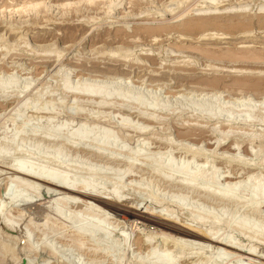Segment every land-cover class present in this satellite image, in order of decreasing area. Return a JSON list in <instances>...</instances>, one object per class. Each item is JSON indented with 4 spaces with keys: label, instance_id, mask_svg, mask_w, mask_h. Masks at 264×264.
Listing matches in <instances>:
<instances>
[{
    "label": "rangeland",
    "instance_id": "rangeland-1",
    "mask_svg": "<svg viewBox=\"0 0 264 264\" xmlns=\"http://www.w3.org/2000/svg\"><path fill=\"white\" fill-rule=\"evenodd\" d=\"M37 2L57 0H0V264H173L195 253L198 264L248 263L175 251L155 227L61 204L14 182L25 163L117 187L133 206L191 226L215 220L219 235L264 256V233L237 229L247 221L264 231V202L255 205L264 187V0H119L65 14L30 8ZM193 18L215 23L178 28ZM187 166L194 179L181 173ZM226 175L239 177L236 190ZM227 191L239 205L220 201ZM88 228L96 232L78 244ZM150 234L154 248L141 251L136 239Z\"/></svg>",
    "mask_w": 264,
    "mask_h": 264
},
{
    "label": "bare ground",
    "instance_id": "bare-ground-1",
    "mask_svg": "<svg viewBox=\"0 0 264 264\" xmlns=\"http://www.w3.org/2000/svg\"><path fill=\"white\" fill-rule=\"evenodd\" d=\"M118 1L119 0H83V1H75V2H69L68 0H57V2L55 3V4H52V3H50V2H40V3H33V4H30V8H37L38 10H40V8H43L44 10H46L47 12H59V13H64V12H68V11H70V12H73V11H80V7L81 6H83L84 7V5H86V4H88V6L89 5H94V6H99V5H102V4H104V5H106V4H111V7H112V5H114V3L116 4V2L118 3ZM127 1V0H126ZM145 1V0H144ZM131 2V1H130ZM138 2H139V0H138ZM122 4V3H121ZM135 4V3H134ZM139 4V3H138ZM118 5V4H117ZM136 5V4H135ZM93 6V7H94ZM120 6V5H119ZM218 6V5H217ZM29 8V9H30ZM82 8V7H81ZM109 8V7H108ZM113 8V7H112ZM112 8H110V9H112ZM115 8V7H114ZM119 8V7H118ZM135 8V7H134ZM19 9V8H18ZM28 9V10H29ZM120 9V8H119ZM27 10V12H29ZM36 10V9H35ZM22 11H24V10H22ZM31 11V10H30ZM33 11V10H32ZM112 11V10H111ZM19 12V11H18ZM110 12V11H109ZM46 13V12H45ZM65 14V13H64ZM78 14V13H77ZM63 15V14H62ZM65 16V15H64ZM184 16V15H183ZM132 17V16H131ZM185 17V16H184ZM262 17V16H261ZM264 17V16H263ZM117 18V17H116ZM121 21L122 20H124V19H126V17H124V15L123 16H121V17H118ZM129 18V17H128ZM181 18V17H180ZM244 18V17H243ZM247 18V17H246ZM242 19V18H241ZM119 20V21H120ZM178 20H180V19H178ZM115 21V20H114ZM245 22V21H244ZM215 22H211V21H209L208 19H203V18H193V19H188V20H186V21H184V22H181L180 24H178L179 26H178V28H181V29H186V30H193V29H196V28H201V29H203V28H207V27H209V26H212L213 24H214ZM144 25V24H143ZM229 26V25H228ZM232 25H230L229 27H231ZM144 28V27H143ZM165 28V27H164ZM144 30H148V32H150V33H154V32H158V31H160V30H163V28H148V29H144ZM153 35V34H152ZM134 38V37H133ZM117 40V39H116ZM121 41V40H120ZM119 41V42H120ZM114 44H115V42H113ZM121 43H123V41L121 42ZM42 47V46H41ZM44 47V46H43ZM69 47V46H68ZM116 48V47H115ZM119 48H120V46H119ZM119 48H117V49H119ZM101 49V48H100ZM116 49V50H117ZM123 49V48H122ZM116 52V51H115ZM245 52V51H244ZM225 54V53H224ZM226 55H227V53H226ZM233 56V55H232ZM252 56V55H251ZM237 57V56H236ZM255 57V56H254ZM223 58V57H222ZM236 59V58H235ZM112 80V79H111ZM100 83V82H99ZM247 86V85H246ZM248 87V86H247ZM87 91V90H86ZM89 91H91V90H89ZM93 91V90H92ZM96 92V91H95ZM99 93H100V91H98ZM98 92H96V93H98ZM104 92V91H103ZM89 93V92H88ZM263 105V104H262ZM125 125V124H124ZM87 134V133H86ZM82 137V136H81ZM85 138V137H84ZM98 141V140H97ZM142 143V142H141ZM233 150V149H232ZM146 151V150H145ZM148 155V154H147ZM197 157V156H196ZM108 158V157H107ZM3 159V158H2ZM193 159V158H192ZM236 160V159H235ZM234 160V161H235ZM229 161V160H228ZM148 162V161H147ZM205 162V161H204ZM134 163V162H133ZM233 163V162H232ZM231 163V164H232ZM243 163V162H242ZM131 164V163H130ZM129 164V165H130ZM170 164V163H169ZM18 165V164H17ZM120 165V164H119ZM166 165V164H165ZM19 166V165H18ZM16 167V168H19V169H17V170H15V173H14V175H15V179H14V182H15V180H16V182H19V183H21V184H23L24 185V187L26 186L27 188L29 187V189L31 190V189H34V190H36L37 192L39 191H41L42 189H45L46 191H48L49 193L51 192V193H53V194H57V195H55L57 198H58V196H59V198L57 199L54 195H52V196H54L55 197V200L57 199V200H59V201H57V202H60L61 204H63L64 203V205H65V203H71L72 202V205L75 203H77L78 205H80V203H82L83 204V206H81L80 205V207H83V209L86 207L87 209H90V211H91V209H94V211H95V213H98V212H96V211H99V213L101 212V214H102V212H103V214H104V212H106V211H104L105 209H107V210H109V211H112V212H114V215H118V216H121V218L120 219H124V220H126V221H131L130 223H134V226H135V223H138V222H142L143 224H145V225H150V226H152V227H155L156 229H158V233H157V235H159L160 237H158L157 236V238H159V239H161L162 240V243L164 244V245H166V248H167V245H171L170 247L172 248L173 246H175V251H177V249L179 250V249H181V251L185 248V247H190V248H192L193 250L195 249V250H197V249H200L201 251H203L204 253H205V255H206V253L208 254V253H210V251L212 252H214V251H218L217 253L219 254V252H220V254H221V252H222V254L225 256V258H228V256H230L231 258H234V260L235 259H237L238 261H246V262H248L247 264H264V256L262 255V253L261 252H258V250H254V247L252 248V246H251V248L250 249H248V247H247V249H245L241 244H237V243H235L234 242V240H232V237H226L225 236V234L224 235H219V231H221V230H219L218 231V227H216V226H218V224H217V221H215L214 219V222L212 223V225H210V228L209 229H206L205 227H204V224H203V222H206L205 221V219L203 220V219H201L202 220V222L200 223V224H203V226L202 227H198L197 225H194V226H191V224L189 225V224H187V223H183L181 220H179L178 218H175V217H172V215H173V213L170 215L169 214V212L168 213H164V211H163V213L161 212H159V213H154V212H152V211H150V210H144V208L143 209H140L139 207H135V206H133L134 204H132L131 202H128V201H126V200H124V198H122L121 196H120V190L118 191V189L119 188H113L114 190L113 191H108V192H104V191H102V190H106V189H99L98 187H95L91 182H90V180L89 181H85L84 183H82V184H80V185H78L76 182H75V180H73L72 178H70L69 176H64V177H58L57 176V173H56V171L55 170H53V171H50V172H47V173H44V172H42V171H39L40 169H36V168H34V169H30V167H31V165H27L26 163L24 164V165H22L21 164V166H19V167ZM162 166H164V165H162ZM12 167H14V166H12ZM34 167V166H33ZM230 167V166H229ZM131 168V167H130ZM132 168H133V166H132ZM135 168V167H134ZM42 169V168H41ZM137 169V168H136ZM135 169V170H136ZM178 169H180V168H178ZM183 169V168H182ZM244 169V168H243ZM177 170V169H176ZM240 170V169H239ZM249 170V169H248ZM126 171H127V169H126ZM130 171V170H129ZM144 171V170H143ZM237 171V170H236ZM245 171V170H244ZM128 172V171H127ZM183 172L185 173V175L184 176H186V172H188V166L186 167V168H184L183 170H182V174H183ZM190 172V171H189ZM251 172V171H250ZM199 174H197V172L195 173L196 174V176H200V177H202V178H207L209 175L207 174V172L205 173V172H198ZM219 173V172H218ZM239 173V172H238ZM127 175L129 174V173H126ZM178 174V173H177ZM190 174V173H189ZM189 174H187V177L189 176ZM206 174L208 175V176H206ZM126 175V176H127ZM137 175V174H136ZM159 175V174H158ZM163 175V174H162ZM212 175V174H211ZM224 175V174H223ZM93 176V175H92ZM123 176V175H122ZM172 176V175H171ZM193 177H194V174L192 175ZM192 176L190 175L188 178H192ZM195 176V177H196ZM241 176V175H240ZM121 177V176H120ZM123 177H125V175L123 176ZM135 177V176H134ZM209 177H211V176H209ZM209 177L207 178V179H209ZM213 178H212V180L214 181V182H216L217 181V175H214V176H212ZM238 177V176H237ZM12 178H14V177H12ZM172 178V177H171ZM180 178V177H179ZM178 178V179H179ZM187 178V179H188ZM223 178H224V180H225V182H227L226 184H227V186L229 185V189H232V188H234L235 189V187L238 185V184H241V181L240 182H233V180H237V179H239V177L238 178H236V177H234V179H232L230 176H223ZM236 178V179H235ZM241 178V177H240ZM122 179V178H121ZM192 179H194V178H192ZM191 179V180H192ZM199 179V178H198ZM201 179V178H200ZM200 179H199V181H200ZM184 180L187 182L188 180H186L185 178H184ZM12 182H13V180H11ZM173 181V180H172ZM198 181V180H197ZM196 180H195V182H197ZM203 181V180H202ZM202 181H200V183L202 182ZM238 181V180H237ZM13 182V183H14ZM15 182V183H16ZM179 181H177V183H178ZM191 182L192 181H188V183H187V186H189V185H192V184H194L193 182H192V184H191ZM123 183V182H122ZM177 183H175V184H177ZM180 183H184L183 181L182 182H180ZM224 183V182H223ZM182 184H179L180 186L182 185ZM185 185H186V183H184ZM249 184H250V182H249ZM16 185H19L18 183L16 184ZM23 185H22V187H23ZM197 185H198V183H197ZM200 185V184H199ZM253 185V184H252ZM256 185H258V184H256ZM186 186V187H187ZM196 186V185H195ZM194 186V187H195ZM202 186V185H201ZM21 187V186H20ZM120 187V186H119ZM177 186H175V188H176ZM183 187V186H182ZM191 187H193V185L191 186ZM193 187V188H194ZM199 188H200V186H198ZM197 187V188H198ZM242 187V186H241ZM101 188V187H100ZM185 188V187H184ZM192 188V189H193ZM198 188V189H199ZM238 188H239V186H238ZM258 188V187H257ZM187 189V188H186ZM186 189H184V190H186ZM189 189V188H188ZM195 189V188H194ZM227 189V188H226ZM255 189H256V187H255ZM258 189H260V187L258 188ZM228 190V189H227ZM236 190V189H235ZM235 190H232L233 192L235 191ZM249 190V189H248ZM257 190V189H256ZM43 191V190H42ZM198 191V190H197ZM34 192V191H33ZM47 192V193H48ZM233 192H231V191H227L226 193L224 192L223 194H222V196H223V199L221 198L222 196H220L221 195V193L220 194H218L219 195V198H220V201H223V202H226V200L228 199V202H231V203H233L232 201H235V204L236 205H239V202H240V200L239 201H236L237 199H233L235 196H233L234 194H233ZM257 192H259L258 194V201H256L255 202V205H260V204H262L263 202H264V187L262 186L261 187V189L259 190V191H257ZM41 193V192H40ZM49 193H48V195H49ZM35 194V193H34ZM38 194V193H37ZM214 194H216V193H214ZM233 194V195H232ZM237 194V193H236ZM122 195V194H121ZM218 195H217V197H218ZM6 196H7V194H6ZM214 195H212V197H213ZM251 196V195H250ZM53 198V197H52ZM215 198V197H214ZM236 198V197H235ZM255 198V197H254ZM253 198V199H254ZM214 200V199H213ZM12 201H14L13 199H12ZM242 202V201H241ZM244 203V202H243ZM245 204V203H244ZM249 204V203H248ZM67 205V204H66ZM243 205V204H242ZM246 205V204H245ZM245 205H243V206H245ZM258 205V206H259ZM5 206V205H4ZM68 206V205H67ZM74 206V205H73ZM73 206L71 207V208H73ZM85 206V207H84ZM257 206V207H258ZM237 207V206H236ZM246 207V206H245ZM249 207V206H248ZM260 207V206H259ZM258 207V208H259ZM5 209V208H4ZM82 209V208H81ZM257 209V208H256ZM6 210V209H5ZM152 210V209H151ZM167 210V209H166ZM169 210V209H168ZM255 210V209H254ZM2 211L4 212V210L2 209ZM2 211H0L1 213H3ZM7 211V210H6ZM86 211V210H85ZM88 211V210H87ZM155 211V210H154ZM257 211V210H256ZM259 211V210H258ZM170 212H172V210L170 211ZM94 213V212H93ZM108 213V212H107ZM116 213V214H115ZM100 214V215H101ZM106 214V213H105ZM113 214V213H112ZM91 215V214H90ZM108 215V214H107ZM107 215H104V218L106 217V218H108L107 217ZM110 215V214H109ZM175 215H176V213H175ZM174 215V216H175ZM123 217V218H122ZM103 219V218H102ZM200 219V218H199ZM115 220V219H114ZM220 220V219H219ZM218 220V221H219ZM236 220V219H235ZM119 221V220H118ZM198 221V220H197ZM238 221V220H237ZM241 221H243V220H241ZM211 222H212V220H211ZM125 223H127V222H125ZM199 223V222H198ZM197 223V224H198ZM207 223H209V222H206V226H207ZM243 222H241V224H239L237 227V229H239L241 232H245V233H247L248 235L247 236H250V235H252V233H251V231L253 232V235H254V238L255 237H257V235L256 234H261V236H262V234L264 233V231L261 229H258V227H254L253 228V226L252 227H250L249 225L250 224H248V222L246 221V224H242ZM131 224V225H132ZM139 224V223H138ZM248 224V225H247ZM141 225V224H140ZM219 225H220V222H219ZM236 225V224H235ZM144 226V225H143ZM196 226V227H195ZM95 227V226H94ZM97 227V226H96ZM140 227V226H139ZM208 227H209V224H208ZM221 228V227H220ZM227 228V227H226ZM253 228V229H252ZM88 229H90V228H88ZM81 230L80 231V235L78 234V236H77V240L79 241V243L78 244H80V245H83V244H86L87 242H86V240H89V237L88 236H86L87 234H92L93 235V233L94 232H96L95 231V229H94V231H93V229H90V230ZM135 229V228H134ZM140 229V228H139ZM216 229H217V231H216ZM92 230V231H91ZM97 230V229H96ZM248 231H250V233H248ZM78 232V231H77ZM98 232V231H97ZM156 232V231H155ZM5 233V232H4ZM4 233H2V234H4ZM9 233V232H8ZM244 233V234H245ZM77 234V233H76ZM97 234V233H96ZM96 234H95V236H96ZM8 235V234H7ZM11 234H9V236H10ZM151 236H147L146 237V239H145V241H143L142 240V237L141 236H139L137 239H136V243H135V245L137 246V248H139L141 251L142 250H145V249H148V250H150V249H152V248H154L153 247V241H155V239H153V237H152V234H150ZM227 235V234H226ZM242 235V234H241ZM240 235V236H241ZM6 235H4L3 237H5ZM83 236H85V238L83 237ZM90 236V235H89ZM225 236V237H224ZM8 237V236H7ZM86 237H87V239H86ZM91 237V236H90ZM156 237V236H155ZM258 237H260V236H258ZM257 237V238H258ZM250 239L252 238V237H249ZM257 238H256V240H257ZM264 238V237H263ZM234 239V238H233ZM253 239V238H252ZM251 239V240H252ZM92 240V239H91ZM101 241V240H100ZM108 241V240H107ZM86 242V243H85ZM158 242V241H157ZM96 243V242H95ZM98 243V242H97ZM154 243H156V242H154ZM151 244H152V246H151ZM104 245V244H103ZM117 245V244H116ZM156 245H157V243H156ZM173 245V246H172ZM105 246V245H104ZM113 247V246H112ZM108 248V247H107ZM156 248V247H155ZM183 248V249H182ZM186 249V248H185ZM184 249V250H185ZM256 249V248H255ZM102 250V249H101ZM105 250V249H104ZM156 250V249H155ZM191 250V249H190ZM194 250V251H195ZM200 250H198L199 252H200ZM110 251V250H109ZM114 251V250H113ZM147 251V250H146ZM152 251V250H151ZM165 251V250H164ZM167 251H169L168 249H167ZM186 251H188L187 249H186ZM95 252V251H94ZM116 252V251H115ZM166 252V251H165ZM180 251H178L177 253H179ZM189 252V251H188ZM192 253H195V252H193V251H191ZM213 252H212V254H213ZM157 253V252H156ZM171 253H173V252H171ZM176 253V254H177ZM185 253V252H184ZM191 253V254H192ZM167 254V253H166ZM169 254V253H168ZM180 254V253H179ZM197 254H198V252H197ZM214 254H215V252H214ZM95 255V254H94ZM109 255V254H108ZM171 255V254H170ZM169 255V256H170ZM182 257H183V255H184V257L183 258H181V256L179 257V256H177V255H175V256H177L176 257V259H174L175 260V263H173V264H198L199 262H198V260H196L195 258H197L196 256H199L198 258L200 259V256L202 255V253H201V255H196V253H195V257L194 256H192L191 258L193 259L194 258V260H191L190 258H187V257H185V255H187V254H180ZM192 255H194V254H192ZM204 255V254H203ZM216 255V254H215ZM160 256H162V255H160ZM220 256V255H219ZM222 256V255H221ZM0 258H2V257H0ZM161 258V257H160ZM165 258V257H164ZM163 258V259H164ZM171 258V257H170ZM178 258H181V259H178ZM202 258V257H201ZM203 258H204V256H203ZM167 259V258H166ZM166 259H164V260H166ZM216 259V258H215ZM103 260V259H102ZM163 260V261H164ZM167 260H171V259H167ZM200 261V260H199ZM162 262V261H161ZM166 262H168V261H166ZM208 262V261H207ZM172 263V262H171ZM159 264V263H158ZM164 264H165V261H164Z\"/></svg>",
    "mask_w": 264,
    "mask_h": 264
}]
</instances>
